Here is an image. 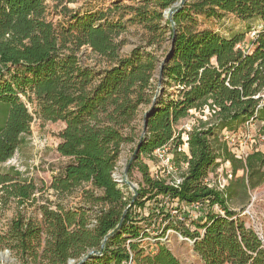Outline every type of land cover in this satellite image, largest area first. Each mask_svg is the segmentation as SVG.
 <instances>
[{
    "label": "trees",
    "instance_id": "trees-1",
    "mask_svg": "<svg viewBox=\"0 0 264 264\" xmlns=\"http://www.w3.org/2000/svg\"><path fill=\"white\" fill-rule=\"evenodd\" d=\"M47 1L0 0V164L14 156L35 115L65 124L57 150L69 162L48 187L57 200L39 206L40 219L17 216L0 243L25 264L78 263L91 252L82 264H182L162 243L152 253L143 246L140 219L133 214L149 195L203 204L195 231L183 233L194 239L204 264H264L263 240L229 206L239 188L247 194L264 183V151L253 147L243 159L234 148L238 144L226 138V133L247 135V125L256 121L264 135V0H185L173 22L164 13L179 0L116 3L84 14L69 9L77 0H53L64 13L58 24L47 19ZM122 8L132 12L128 22L145 29L142 42L126 55L120 52L128 29ZM229 14L259 23L252 46L246 45L250 51L241 47L244 33L197 29L199 16ZM173 44L163 93L129 169L141 172V188L128 197L114 172L124 146L133 143L135 149L141 138V109L153 102L161 63ZM88 50L95 58L91 63ZM193 112L199 119L177 133L179 122ZM167 144L174 148V161L187 165L178 186L156 178L140 161L153 160L154 150ZM220 159L231 163L233 174L244 172L223 189L206 182ZM80 188L77 206L64 205L61 199ZM42 190L19 171H0L1 205L36 202Z\"/></svg>",
    "mask_w": 264,
    "mask_h": 264
},
{
    "label": "rangeland",
    "instance_id": "rangeland-1",
    "mask_svg": "<svg viewBox=\"0 0 264 264\" xmlns=\"http://www.w3.org/2000/svg\"><path fill=\"white\" fill-rule=\"evenodd\" d=\"M140 1L142 0H77L76 2L69 3L68 7L73 11L84 14L88 11H106L113 8L116 3H120L122 7H125L126 5H135ZM47 5V19L54 24L63 21L64 13L61 11L62 7H56V2L53 0H48ZM120 13L126 14L124 21L128 27L127 32L123 35L124 44L120 50L121 54L126 55L142 42L145 29L141 24L128 22V19L132 16L130 10L122 8L120 9ZM197 23L198 30L210 29L225 36L244 33L246 41L244 44H241V47L247 51H250V48L246 49V45L249 47L252 46L253 39L255 38L254 33H257L258 30L261 29L257 21L243 20L233 14L226 15L222 18L199 16L197 17ZM169 34L170 32L168 30L166 33L167 37ZM168 43L169 41L167 40L163 49L166 47L168 48ZM85 55L89 63L95 59L90 54V50H88ZM28 106L32 112H35V106L30 104H28ZM145 110L144 108L141 109L138 119L139 123L143 121ZM196 119H199V115L193 112L190 117L181 120L176 128L177 133L183 129H190ZM260 125L259 121L247 125L245 131L247 135H240L237 139H234L235 144H238L239 150H242L243 146V149H246L247 152H250L253 147L264 151V135H260ZM64 126L65 124L63 122L45 121L38 115H35L30 132L23 137V142L16 150L14 156L9 161L0 164L1 172L19 171L22 175V179L34 180L38 187L43 189L37 194L38 200L36 202L18 205L15 201L11 200L7 206L0 204V237L9 230L12 221L20 214L26 217L32 216L40 219L41 214L39 206L46 203L47 199H49L50 202L57 200L54 192L48 189V187L51 184L53 175L69 162V159L62 157L57 150V146L60 142L58 133ZM247 139L248 145L245 147L244 145ZM184 148L187 149L186 146H184ZM234 148L238 149L237 147ZM133 150V143H127L124 146L122 155L114 172L116 180H119V177L122 179L124 169ZM170 159L171 163L179 167L177 162L174 161V151L171 153ZM140 161L149 165L153 175L158 173L161 178L164 179L176 175L173 169L165 165L163 166V164H160V162L154 158L152 160L142 156ZM133 163H135V161ZM218 163L219 164L210 171V176L219 187L228 185L229 181H235L237 178L244 175L243 170H239L236 175L233 174V167L229 161L220 159ZM230 174H232V176H230ZM128 179L133 182L135 189L131 188L130 185L125 182H119V185L125 194L131 197L135 194L136 189L141 188L143 180L142 174L137 167L132 169V172L128 174ZM82 194L83 189L80 188L72 195L62 198L61 201L68 207H76L82 199ZM149 197L148 195L145 198V207L135 208L133 214V216L140 219L139 223L142 226V235H144L142 243L147 251L151 253L154 252L156 250V244L162 243L174 253L182 264H204L200 256L194 250V239L183 233V231L188 228L191 231H195L194 221L200 216V211L193 209L189 205L180 204L177 201H171L161 196L157 199H150ZM229 206L237 211L238 216L245 221L248 227L254 229L264 242V183L255 189L249 190L247 194L239 188L236 196L229 201ZM203 208L207 209L208 207L205 205ZM214 209L220 211V208L217 206L214 207ZM97 210V208H94L91 212V221L95 220V212ZM167 215H171L175 221L171 220ZM7 249L11 251V256L15 261L0 259V264H25L15 252L9 249L5 244L0 243V252L6 251Z\"/></svg>",
    "mask_w": 264,
    "mask_h": 264
},
{
    "label": "water",
    "instance_id": "water-1",
    "mask_svg": "<svg viewBox=\"0 0 264 264\" xmlns=\"http://www.w3.org/2000/svg\"><path fill=\"white\" fill-rule=\"evenodd\" d=\"M184 2H185V0H179L172 8H169L165 12L166 17L168 19H170L171 22H173L174 14L184 5ZM173 47H174V44L172 45V47L169 50L168 54L166 55V57L163 59V61L161 63L160 70H159V84H158L157 92L155 94V97L153 99L152 104L145 111V113L143 115V124H142L141 138H140L137 146L135 147L130 159L128 160V162L126 164V167L124 169L121 181L117 180L118 182H125L126 184L130 185V187L133 188V189H135V185L133 184V182H131L128 179L129 169H130L131 165L133 164V162L137 160V158H138V156L140 154L141 146H142L144 137L148 133V122H149L150 114L155 110V108H156V106L158 104V100H159L160 96L163 93V89H164V85H163V70H164L165 64H167L170 61V59H171V54H172V51H173ZM108 236H110V234ZM108 236L105 238L104 243H105L106 239L108 238ZM104 243H103V246H104ZM92 253L93 252H91L88 256H90ZM94 253H97V252L94 251ZM0 254H5V255H10L11 256V251L7 249L6 251L0 252ZM88 256L83 258L78 263H75L76 262L75 260H71L70 264H82L88 258ZM9 261H15V259L12 258V256H11Z\"/></svg>",
    "mask_w": 264,
    "mask_h": 264
},
{
    "label": "built area",
    "instance_id": "built-area-1",
    "mask_svg": "<svg viewBox=\"0 0 264 264\" xmlns=\"http://www.w3.org/2000/svg\"><path fill=\"white\" fill-rule=\"evenodd\" d=\"M255 34L256 33H254V35ZM251 123H249V125ZM237 137H238L237 135H230V134L226 133V138H228L232 144H235V140L234 139H237ZM245 142H246V144L244 146L246 147L248 145L247 144L248 139ZM173 151H174V148H173V146L171 144H167V145L161 146V147H159V148L154 150L153 158L156 159L157 161H159L160 164H163V166L165 165L166 167H169L170 169H173L175 171L176 175L175 176H170L168 179L171 181L170 183H172L175 186H178V185H180L182 183V181L184 179L183 173L187 170V165L183 164V165H179V167H178L176 164L171 163L170 156H171V153ZM237 152L239 154V157H241L243 159H245L248 156V153H249V152L246 151V149H243V146H242V150H239V148H238ZM155 176H156V178H161V176L158 173H155ZM230 176H232V174H230ZM206 182L209 183L210 185H215L219 189H223L226 186V185H222V186L219 187V185H217L211 179V176H209L206 179ZM202 206H203V204L201 202L193 203L191 205V207L193 209L197 210V211L198 210L201 211Z\"/></svg>",
    "mask_w": 264,
    "mask_h": 264
},
{
    "label": "bare ground",
    "instance_id": "bare-ground-1",
    "mask_svg": "<svg viewBox=\"0 0 264 264\" xmlns=\"http://www.w3.org/2000/svg\"><path fill=\"white\" fill-rule=\"evenodd\" d=\"M119 180L121 181V177H119ZM10 258V255L0 254V259L9 261Z\"/></svg>",
    "mask_w": 264,
    "mask_h": 264
},
{
    "label": "crops",
    "instance_id": "crops-1",
    "mask_svg": "<svg viewBox=\"0 0 264 264\" xmlns=\"http://www.w3.org/2000/svg\"><path fill=\"white\" fill-rule=\"evenodd\" d=\"M187 148V147H186Z\"/></svg>",
    "mask_w": 264,
    "mask_h": 264
}]
</instances>
